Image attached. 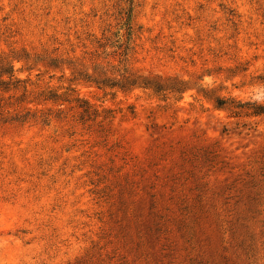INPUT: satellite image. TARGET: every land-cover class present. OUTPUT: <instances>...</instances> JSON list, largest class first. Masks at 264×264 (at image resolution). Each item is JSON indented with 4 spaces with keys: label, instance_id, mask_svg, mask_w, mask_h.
<instances>
[{
    "label": "rangeland",
    "instance_id": "1",
    "mask_svg": "<svg viewBox=\"0 0 264 264\" xmlns=\"http://www.w3.org/2000/svg\"><path fill=\"white\" fill-rule=\"evenodd\" d=\"M130 9L134 71L264 104V0H0V51L117 65ZM80 93L88 113L0 126V264H264V115Z\"/></svg>",
    "mask_w": 264,
    "mask_h": 264
},
{
    "label": "trees",
    "instance_id": "2",
    "mask_svg": "<svg viewBox=\"0 0 264 264\" xmlns=\"http://www.w3.org/2000/svg\"><path fill=\"white\" fill-rule=\"evenodd\" d=\"M132 21L133 10L130 9L122 28L114 35L115 41L110 43L115 49L114 54L121 57L117 65L96 62V59L87 63L79 58L26 49L0 51V126L49 127L65 118L67 109L83 108L84 113H88L92 107L81 96L80 87L123 93L141 89L158 96L177 94L181 97L196 89L198 97L211 102L215 110L232 117L264 115V104L243 103L234 97L217 94L215 88H194L190 81L163 80L134 71L129 64L135 49ZM123 29L125 35L120 34ZM121 64L124 66L120 67Z\"/></svg>",
    "mask_w": 264,
    "mask_h": 264
}]
</instances>
